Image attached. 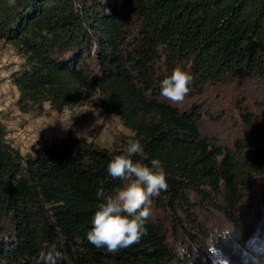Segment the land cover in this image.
<instances>
[{
    "label": "trees",
    "instance_id": "obj_1",
    "mask_svg": "<svg viewBox=\"0 0 264 264\" xmlns=\"http://www.w3.org/2000/svg\"><path fill=\"white\" fill-rule=\"evenodd\" d=\"M0 40L23 58L9 76L19 111L44 102L60 111L98 93L132 133L113 150L58 142L22 155L0 125V264H44L40 255L53 244L64 257L57 264H208L195 244L190 193L226 212L231 231L215 246L229 261L246 252L258 219L264 236V185L248 202L254 176L264 174V122L254 147L239 146L234 157L200 136V106L179 110L160 98L177 66L190 72L195 92L241 73L264 80V0H0ZM130 140L142 147L134 162L159 160L166 172L167 190L153 203L163 198L171 214L187 217L180 253L150 217L147 235L130 247L109 252L87 239L99 205L123 186L108 165Z\"/></svg>",
    "mask_w": 264,
    "mask_h": 264
},
{
    "label": "rangeland",
    "instance_id": "obj_2",
    "mask_svg": "<svg viewBox=\"0 0 264 264\" xmlns=\"http://www.w3.org/2000/svg\"><path fill=\"white\" fill-rule=\"evenodd\" d=\"M22 62L23 58L13 46L0 40V125L5 130L6 141L20 154L38 153L44 147L58 142H89L98 148L113 150L123 137L132 134L114 112L100 104L98 93L80 97L71 108L60 111L52 109L47 102L28 112L19 111L15 105L17 91L9 76L20 68ZM157 65L158 70L165 73L162 60ZM160 98L179 110L188 109L192 104L200 106L197 121L200 136L234 157L238 156L239 146H244L246 151L254 147L252 142L255 143L253 133L258 128L256 125L264 122V80L250 73L229 76L218 83H206L199 92L189 89L178 103L162 95ZM254 177L258 180V186L249 191L248 202L251 204L255 203L264 185V174ZM128 183L125 179L122 188ZM212 196L213 201L223 204L218 194ZM189 199L192 200L188 205L190 213L196 218L193 231L197 236L195 244L201 250L198 253L208 264H213L214 257L207 251L206 241L218 229L230 226V222L226 220V212L213 207L210 199L199 198L194 193L189 194ZM186 218L180 209L171 214L163 198L160 202L151 203L150 219L160 226L165 241L177 253L185 247L184 237L187 234L182 227H185ZM259 222V219L256 220L247 234V239H254L247 242L246 252L240 251L238 255L235 251L238 257L233 261H229L225 253L215 246L218 250L216 264H252L257 251L264 253V236L256 234L261 224ZM260 264H264V254L260 256Z\"/></svg>",
    "mask_w": 264,
    "mask_h": 264
},
{
    "label": "clouds",
    "instance_id": "obj_3",
    "mask_svg": "<svg viewBox=\"0 0 264 264\" xmlns=\"http://www.w3.org/2000/svg\"><path fill=\"white\" fill-rule=\"evenodd\" d=\"M192 80L190 72L177 66L170 76L161 81V95L174 103L181 102L188 94ZM141 150L139 141L130 140L124 154L115 155L108 165L110 176L126 179L129 183L114 197H106L95 212L93 227L88 232L87 239L97 248L106 247L109 252H115L138 243L142 236L147 235L145 224L151 216V198L158 196L162 190H167L168 185L166 172L159 160H152L150 166L134 162L133 157ZM103 195L102 189L97 192L98 197ZM230 231V226L218 229L206 241L207 251L214 257L213 264H216L218 251L215 248L217 236H226ZM262 254L264 253L257 251L252 264H260ZM63 258L55 244L48 246L47 252L40 255L44 264H57Z\"/></svg>",
    "mask_w": 264,
    "mask_h": 264
}]
</instances>
